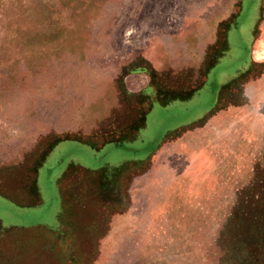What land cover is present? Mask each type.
Returning a JSON list of instances; mask_svg holds the SVG:
<instances>
[{
    "label": "rangeland",
    "instance_id": "rangeland-1",
    "mask_svg": "<svg viewBox=\"0 0 264 264\" xmlns=\"http://www.w3.org/2000/svg\"><path fill=\"white\" fill-rule=\"evenodd\" d=\"M0 264H264V0H0Z\"/></svg>",
    "mask_w": 264,
    "mask_h": 264
},
{
    "label": "crops",
    "instance_id": "crops-1",
    "mask_svg": "<svg viewBox=\"0 0 264 264\" xmlns=\"http://www.w3.org/2000/svg\"><path fill=\"white\" fill-rule=\"evenodd\" d=\"M201 29H203L202 27H201ZM201 29H200V35H197V37H198V41H203V40H210L211 38H210V35H208L209 33H210V31H212V33H214L215 32V27H207L206 28V33H207V37L204 39V38H202L204 35H205V33H202L201 32ZM245 33L242 31V35H244ZM214 41V40H213ZM236 41V40H235ZM239 41V40H238ZM184 44V43H183ZM181 45L182 47L180 48V50H181V54L182 55H184V53H185V55H189V53H190V51H191V49L189 48V44L188 43H186V44H184V45ZM223 46L224 45H217L216 44V40H215V42H214V44H206L205 45V49H204V51L202 52V54L204 53V55H207L206 56V60H207V62L209 61V59L210 58H212V51H215V50H217V49H220L221 51H222V49H223ZM194 52V51H193ZM188 60L189 59H185V61L186 62H188ZM195 62V66L196 65H198L199 64V60H197V61H194ZM185 65H188V64H185Z\"/></svg>",
    "mask_w": 264,
    "mask_h": 264
}]
</instances>
